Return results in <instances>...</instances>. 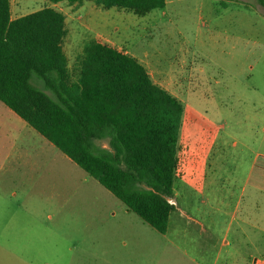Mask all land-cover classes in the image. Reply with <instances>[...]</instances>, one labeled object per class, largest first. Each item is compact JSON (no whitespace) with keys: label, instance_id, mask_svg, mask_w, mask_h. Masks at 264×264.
<instances>
[{"label":"rangeland","instance_id":"obj_1","mask_svg":"<svg viewBox=\"0 0 264 264\" xmlns=\"http://www.w3.org/2000/svg\"><path fill=\"white\" fill-rule=\"evenodd\" d=\"M47 6L66 16L70 68L100 38L150 51L156 69L179 75L176 208L159 232L75 163L73 185H35L39 200L51 195L48 208L9 231L6 204L11 211L18 201L0 170V264H264V6L169 0L140 16L92 0H11L12 18ZM150 75L165 85L173 79ZM32 81L43 87L37 76ZM5 109L19 118L0 100ZM11 114L0 127L9 137L17 127ZM1 133L0 163L11 146ZM23 190L24 202L30 192Z\"/></svg>","mask_w":264,"mask_h":264},{"label":"trees","instance_id":"obj_2","mask_svg":"<svg viewBox=\"0 0 264 264\" xmlns=\"http://www.w3.org/2000/svg\"><path fill=\"white\" fill-rule=\"evenodd\" d=\"M92 1L140 16L166 6V0ZM67 32L66 16L55 7L12 18L11 0H0V100L165 233L176 208L170 200L184 104L136 57L100 38L89 40L70 68ZM97 139H107L108 146Z\"/></svg>","mask_w":264,"mask_h":264},{"label":"crops","instance_id":"obj_3","mask_svg":"<svg viewBox=\"0 0 264 264\" xmlns=\"http://www.w3.org/2000/svg\"><path fill=\"white\" fill-rule=\"evenodd\" d=\"M168 4L169 0H166L165 7H167ZM108 41L115 44L119 48L124 49L130 55L136 57L146 67L148 72H150L149 74L153 72L158 77H160L161 73H165V77H167V74H170L169 76H171V78L173 77V79L171 82L169 81V85H165L157 81L156 83L166 88L176 97H180L181 82L179 75L174 70L169 68L165 71L156 69L152 63V55L150 54V51L139 49L135 46H126L116 42L115 40ZM8 112L10 111H6V109L4 112H0V127L3 116L5 114H11ZM14 113L19 116L16 112ZM10 117L14 120L11 124L15 123L17 125V131L13 129L14 133L9 137L7 134L3 135L0 130L5 143H9L11 145L8 151H6V160L0 163V170L7 174L6 191H9V198L12 200V197L15 196L18 201L13 204L11 211H9L11 208L10 203L6 204V216L8 219L5 222V225L6 228L9 227L12 229L9 231H15V228H20L17 226L18 223L25 221L22 218L32 217L35 219L39 214L40 206L47 204L48 208L51 202V195L44 196L41 200L38 199V195L35 194L34 191L35 185L38 183H47L49 188L54 186L59 187V184L63 185V187H68L69 184L73 185L75 172L74 164L76 162L67 154L62 152L53 142L31 126L26 120L20 116L19 118L15 117L13 114H11ZM23 189H28L30 192L28 197L24 199V202L22 201L25 194Z\"/></svg>","mask_w":264,"mask_h":264},{"label":"built area","instance_id":"obj_4","mask_svg":"<svg viewBox=\"0 0 264 264\" xmlns=\"http://www.w3.org/2000/svg\"><path fill=\"white\" fill-rule=\"evenodd\" d=\"M171 201V200H170Z\"/></svg>","mask_w":264,"mask_h":264}]
</instances>
